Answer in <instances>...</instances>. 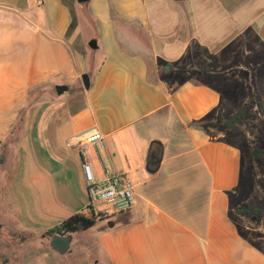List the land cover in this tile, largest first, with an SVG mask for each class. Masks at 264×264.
<instances>
[{"label": "crops", "instance_id": "0c3cea01", "mask_svg": "<svg viewBox=\"0 0 264 264\" xmlns=\"http://www.w3.org/2000/svg\"><path fill=\"white\" fill-rule=\"evenodd\" d=\"M88 2L91 20L82 3L74 8L88 25L73 26L66 0H0V139L7 143L11 135L31 142L33 89L66 85L91 65L73 53L71 29L69 37L82 46L90 28L99 52L84 104L54 121L66 151L49 150L32 175L43 197L47 185L51 191L35 214L43 216L40 208L47 207L58 223L26 224L19 204L0 199V264H264V249L230 215L231 195L244 175L243 153L218 128L231 96L233 111L249 101L254 110L264 104V0ZM189 59L198 66L193 76L183 67ZM19 124L22 130L14 131ZM92 126L104 135L109 167L134 184L137 204L100 220L96 235L87 232L97 223L73 233L62 255L46 233L69 214L88 213L75 136ZM153 141L161 150L155 170L148 165ZM5 146L0 173L11 150ZM87 159L103 178L96 146ZM64 191L84 208L65 209ZM172 191L190 193L189 201L164 199Z\"/></svg>", "mask_w": 264, "mask_h": 264}, {"label": "rangeland", "instance_id": "374dc122", "mask_svg": "<svg viewBox=\"0 0 264 264\" xmlns=\"http://www.w3.org/2000/svg\"><path fill=\"white\" fill-rule=\"evenodd\" d=\"M66 2L73 9V26H75L76 23L88 25L84 21L77 19V11L74 9L76 5H79L77 4V0H66ZM87 2L82 3V5L85 7L84 11L88 19L91 20L88 10H86ZM72 30L73 29H71L67 40L73 53L80 54L83 56V59L85 61L87 60V62L89 61L91 65L79 73L76 80L67 83L66 85H68L69 88L62 94L58 93L56 89L57 85L55 86L51 82L42 84L40 87L31 91L29 102L32 111L29 119L32 121L37 120V125L32 129L30 144H22L20 140L13 135L9 137L8 143L4 139H0V152H2L4 148L2 146L5 144L6 148L11 146V150L7 153V164L2 168L3 172L0 173V199L8 205L17 206L19 204L22 211V220H24L26 224L32 226H55L58 223V217L51 215L47 207L40 208L43 216L35 214L37 210L34 208L36 203L43 199V201L47 200L51 191L47 185L45 197H43L42 190L32 179V175H37L40 159L43 158L49 150L55 152V154L66 151L62 148V145H64L62 142L63 139L58 136L59 134L55 122H60L69 113L84 104L85 85L82 75L86 72L91 75L94 66L99 61L98 50L91 48L89 45L91 29L87 28V31H85L82 46L79 44L78 39H73V37L72 39L70 38L71 34H73ZM96 57L98 59H96ZM185 64L186 65L183 67H187L189 75L193 76L195 74V68L198 67L197 62L193 59H189ZM183 74L186 75L187 73ZM230 98V110L224 113V118L220 122L218 128L223 131L226 138L237 143L241 147L244 165V175L241 185L236 191V194L231 195L232 207L230 209V215L238 223L241 232L256 246L264 249V216L255 218L253 216L242 215L237 211L238 207L245 204L253 206L264 201V158H256L253 155V150L255 148L264 147V131L260 128L261 115L259 114V110H254L256 106L249 101L242 106L250 108L247 116L234 126L229 128L225 127L224 121L242 108L240 107L233 111V96ZM23 118H26L25 112L23 113ZM18 126V129L14 128V131L22 130L20 124ZM61 135L64 137L63 133ZM62 194L65 197L69 193L64 191ZM156 194L157 193H154V195ZM190 196V193L183 194L182 192L178 193L172 191L167 193L164 199L177 201L184 198L189 201ZM65 198L68 205L63 206L61 204L65 209L76 211L79 207L80 210L84 208L82 205H78V207L73 205L78 201L76 196H67ZM69 198L72 199L70 200ZM156 199L159 202L164 200L158 199L157 196ZM99 223L100 220H98L96 226L87 233L96 235L98 233Z\"/></svg>", "mask_w": 264, "mask_h": 264}, {"label": "built area", "instance_id": "2783aa9c", "mask_svg": "<svg viewBox=\"0 0 264 264\" xmlns=\"http://www.w3.org/2000/svg\"><path fill=\"white\" fill-rule=\"evenodd\" d=\"M75 145L80 148L83 158L82 169L89 198L88 212L99 218L110 219L117 214L131 210L137 204V194L132 181L126 172L111 169L102 151L103 133L96 127H89L75 136ZM92 146L100 152V160L104 167V177L98 178L93 165L87 159Z\"/></svg>", "mask_w": 264, "mask_h": 264}, {"label": "trees", "instance_id": "16d2710c", "mask_svg": "<svg viewBox=\"0 0 264 264\" xmlns=\"http://www.w3.org/2000/svg\"><path fill=\"white\" fill-rule=\"evenodd\" d=\"M258 110L261 114L260 128L264 131V104L262 102L257 103ZM250 111V108L242 107L237 112H235L230 118L224 121V126L229 128L234 126L236 123L242 121ZM158 142L153 141L149 148L148 153V165L152 170L157 169L160 162L161 150L158 147ZM253 155L256 158H264V147H258L253 150ZM5 161V155L2 154L0 157V165ZM238 213L245 216H253L255 218H261L264 216V201L250 206L245 204L237 208ZM94 213H84L77 212L69 214L61 220V223L54 229L48 231L46 235L51 239L52 235L55 233L63 235H72L73 233L85 231L93 227L98 220H102Z\"/></svg>", "mask_w": 264, "mask_h": 264}, {"label": "water", "instance_id": "95a60500", "mask_svg": "<svg viewBox=\"0 0 264 264\" xmlns=\"http://www.w3.org/2000/svg\"><path fill=\"white\" fill-rule=\"evenodd\" d=\"M79 3H84L87 2L89 0H77ZM89 45L91 48L93 49H97L98 48V42L96 39H91L89 41ZM165 69H169V65H166ZM82 79L85 85V88L88 89L91 85V78H90V74L89 73H83L82 75ZM68 85H57L56 89L58 91L59 94H62L63 92H65L66 90H68ZM109 226H113L115 223L113 221H109ZM71 244H72V235L68 234V235H63V234H59V233H55L52 235L51 239H50V246L52 249H54L55 251H57L58 253L64 255L66 253H68L71 249Z\"/></svg>", "mask_w": 264, "mask_h": 264}]
</instances>
